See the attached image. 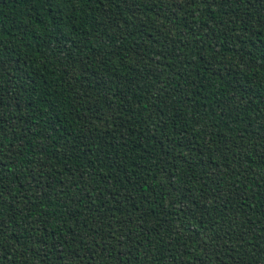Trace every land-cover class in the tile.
Wrapping results in <instances>:
<instances>
[{
    "label": "trees",
    "instance_id": "trees-1",
    "mask_svg": "<svg viewBox=\"0 0 264 264\" xmlns=\"http://www.w3.org/2000/svg\"><path fill=\"white\" fill-rule=\"evenodd\" d=\"M0 264H264V0H0Z\"/></svg>",
    "mask_w": 264,
    "mask_h": 264
}]
</instances>
